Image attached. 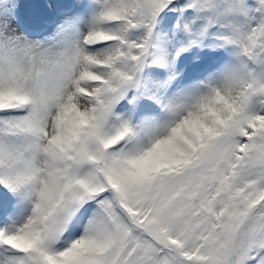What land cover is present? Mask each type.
<instances>
[{"label": "snow or ice", "instance_id": "obj_1", "mask_svg": "<svg viewBox=\"0 0 264 264\" xmlns=\"http://www.w3.org/2000/svg\"><path fill=\"white\" fill-rule=\"evenodd\" d=\"M0 0V264H264V0Z\"/></svg>", "mask_w": 264, "mask_h": 264}, {"label": "rangeland", "instance_id": "obj_2", "mask_svg": "<svg viewBox=\"0 0 264 264\" xmlns=\"http://www.w3.org/2000/svg\"><path fill=\"white\" fill-rule=\"evenodd\" d=\"M22 0H20V3L23 5L22 9H21V14L22 16L27 20L28 17V13L26 15V11H27V0H24V2H21Z\"/></svg>", "mask_w": 264, "mask_h": 264}, {"label": "bare ground", "instance_id": "obj_3", "mask_svg": "<svg viewBox=\"0 0 264 264\" xmlns=\"http://www.w3.org/2000/svg\"><path fill=\"white\" fill-rule=\"evenodd\" d=\"M21 2H24V0H22ZM49 4H50V0H47V2H46V6L49 5ZM45 8H46V7H45ZM46 9L50 10V8H48V7H47ZM33 21H36V19H33Z\"/></svg>", "mask_w": 264, "mask_h": 264}]
</instances>
